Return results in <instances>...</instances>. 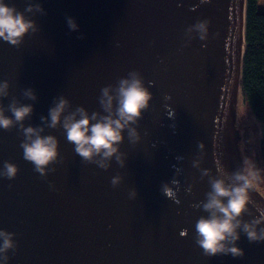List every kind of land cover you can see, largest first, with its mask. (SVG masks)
I'll return each mask as SVG.
<instances>
[{
    "label": "water",
    "instance_id": "1",
    "mask_svg": "<svg viewBox=\"0 0 264 264\" xmlns=\"http://www.w3.org/2000/svg\"><path fill=\"white\" fill-rule=\"evenodd\" d=\"M4 2L32 19L38 31L29 30L19 47L0 40V83L9 84L0 107L11 117L13 99L17 106L31 104L25 127L40 126L41 135L56 137L59 153L49 165L55 171L41 177L23 158L19 125L0 128V169L5 161L18 168L14 179L0 177V230L14 233L17 245L8 250L7 264H264V242L250 243L241 232L243 257H209L196 244L195 231L198 219L208 216L201 204L210 180L235 183L231 174L244 167L236 106L246 0ZM29 3H39L44 14L25 12ZM68 17L77 31L69 29ZM203 20L209 21L208 33L200 40L193 26ZM132 71L152 99L132 125L140 140L132 144L127 129L122 133L124 167L115 157L107 170L84 162L61 125L52 129L41 122L61 96L69 101L61 119L77 107L89 116L105 114L101 89H114ZM29 88L35 101L23 95ZM117 175L121 180L113 187ZM165 183L175 201L162 194ZM250 196L264 209L255 187ZM248 207L251 215L242 219L258 218L253 204Z\"/></svg>",
    "mask_w": 264,
    "mask_h": 264
},
{
    "label": "clouds",
    "instance_id": "2",
    "mask_svg": "<svg viewBox=\"0 0 264 264\" xmlns=\"http://www.w3.org/2000/svg\"><path fill=\"white\" fill-rule=\"evenodd\" d=\"M43 13L39 3L26 7L25 12ZM67 24L71 31H77L78 25L71 17L67 18ZM208 20L198 21L195 27L201 35L200 40H205L208 33ZM38 31L35 22L26 18L24 13L19 12L14 6H8L4 0H0V40L13 46L19 47L25 34ZM83 36L81 35V37ZM9 84L7 81L0 83V98L7 97ZM113 90L115 95H110ZM27 98L35 101L37 99L32 89L23 92ZM169 97H165L168 99ZM117 101V106L113 110V100ZM152 94L144 86L143 78L136 71L128 73L127 78H120L117 86L108 85L101 89L99 104L105 114L92 112L88 115L83 107H77L74 112L67 115L65 109L69 107V101L63 96L54 101V107L48 110V118L42 116L41 122H47V127L55 129L61 125L66 133L67 141L74 145V151L84 162L94 163L99 168L107 170L109 162L115 157L116 162L124 167V155L119 151V145L124 137L123 132L127 129L129 142L135 144L140 140V135L135 127L142 117V112L149 107ZM8 111L12 116H6L4 108L0 107V128L10 131L14 124L19 125L23 130L24 140L20 147L23 149V158L34 165V170L41 177H46L47 172L55 171L49 165L58 162V141L52 135H41L44 129L40 126L25 127L24 121L33 112L31 104H21L17 106L15 99L8 105ZM79 117V118H77ZM201 148L203 144H198ZM18 168L15 164L5 161L3 169H0V177L9 180L17 175ZM264 170L259 169L250 161L245 160L244 167L231 174L235 183L226 184L224 179L210 180L211 191L206 194V202H202L203 211L208 213L207 217L201 216L195 224L196 244L203 249L206 256L231 255L233 258L243 257V249L237 246L241 232L245 234L248 241L264 242V209L255 205L250 193L254 191V183L264 180L262 176ZM121 177L115 176L111 180L113 187L120 183ZM172 184H178L173 179ZM11 187V185H9ZM162 194L173 199L175 192L167 183L162 185ZM136 195L133 190L131 197ZM175 201V200H174ZM178 203V201H176ZM253 204L259 213L258 218L251 221L242 219L245 213L251 215L248 205ZM239 230V231H238ZM14 233L0 230V259L7 264L9 256L8 250L15 252L16 243L13 240ZM181 235H184L182 232Z\"/></svg>",
    "mask_w": 264,
    "mask_h": 264
},
{
    "label": "trees",
    "instance_id": "3",
    "mask_svg": "<svg viewBox=\"0 0 264 264\" xmlns=\"http://www.w3.org/2000/svg\"><path fill=\"white\" fill-rule=\"evenodd\" d=\"M259 0L245 3V43L239 93L253 116L264 122V11ZM264 167V136L259 140Z\"/></svg>",
    "mask_w": 264,
    "mask_h": 264
},
{
    "label": "rangeland",
    "instance_id": "4",
    "mask_svg": "<svg viewBox=\"0 0 264 264\" xmlns=\"http://www.w3.org/2000/svg\"><path fill=\"white\" fill-rule=\"evenodd\" d=\"M259 10L264 11V0L258 1ZM236 120L239 126V152L243 164L245 160L252 161L257 168L264 170L259 151V140L264 136V122L257 120L238 92L236 106ZM264 176V173H262ZM254 187L264 196V180L254 183Z\"/></svg>",
    "mask_w": 264,
    "mask_h": 264
}]
</instances>
